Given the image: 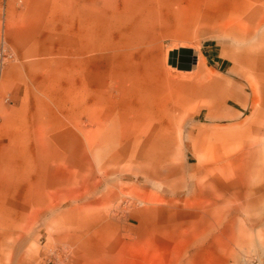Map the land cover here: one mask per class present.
Returning <instances> with one entry per match:
<instances>
[{"label": "rangeland", "instance_id": "374dc122", "mask_svg": "<svg viewBox=\"0 0 264 264\" xmlns=\"http://www.w3.org/2000/svg\"><path fill=\"white\" fill-rule=\"evenodd\" d=\"M11 132L0 264H264V0H0Z\"/></svg>", "mask_w": 264, "mask_h": 264}, {"label": "crops", "instance_id": "0c3cea01", "mask_svg": "<svg viewBox=\"0 0 264 264\" xmlns=\"http://www.w3.org/2000/svg\"><path fill=\"white\" fill-rule=\"evenodd\" d=\"M85 19V18H83ZM201 55L205 59H209L212 61L215 65H220L224 63V58H222L220 51L216 48V45H210L206 48L204 52H201ZM21 132H11L9 134H6L4 136V140L6 141L5 144L0 145V197L1 193H3V189L7 188L11 185L12 180L14 179L16 173L18 172V169L20 167V162L18 161L19 153L18 150V144H15L17 139V134H20ZM20 141L18 143L25 147V149L31 148L29 145V136L27 137H19ZM15 150V151H14ZM28 160H23L21 165L25 163Z\"/></svg>", "mask_w": 264, "mask_h": 264}]
</instances>
